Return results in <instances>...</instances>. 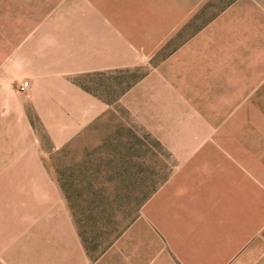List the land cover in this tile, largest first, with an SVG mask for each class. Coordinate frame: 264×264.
<instances>
[{"label": "crops", "instance_id": "obj_1", "mask_svg": "<svg viewBox=\"0 0 264 264\" xmlns=\"http://www.w3.org/2000/svg\"><path fill=\"white\" fill-rule=\"evenodd\" d=\"M213 1L158 19L156 37L129 28L130 0L65 1L24 32L0 28V264H264V0H235L184 35ZM172 41L124 103L173 169L90 256L41 134L72 142L112 105L77 79L147 66Z\"/></svg>", "mask_w": 264, "mask_h": 264}, {"label": "rangeland", "instance_id": "obj_2", "mask_svg": "<svg viewBox=\"0 0 264 264\" xmlns=\"http://www.w3.org/2000/svg\"><path fill=\"white\" fill-rule=\"evenodd\" d=\"M65 1L77 2L0 0V28L5 33H12L18 27L24 32L35 22L29 14L36 15L45 6ZM234 1L214 0L184 31V35L199 30ZM191 2L194 0H130L129 28L140 37L144 31L155 27L152 34L156 37L158 19L166 20L174 14L187 12ZM175 43L172 41L166 45L162 55L147 66L78 78L83 87L110 101V110L61 149H54L48 138L41 134L44 161L60 185L65 184L63 191L79 234L78 219L82 220L81 227L88 240L99 232L105 233V226L116 229L112 236L102 238L103 247L108 248L117 233L124 232L140 216L153 189H157L173 169L171 153L158 138L134 123L124 96L161 59L168 57ZM136 44L141 47L143 43ZM36 126L41 133L39 124ZM100 218L103 222L99 224Z\"/></svg>", "mask_w": 264, "mask_h": 264}, {"label": "trees", "instance_id": "obj_3", "mask_svg": "<svg viewBox=\"0 0 264 264\" xmlns=\"http://www.w3.org/2000/svg\"><path fill=\"white\" fill-rule=\"evenodd\" d=\"M61 187H62V189L65 191V184H61ZM157 189L156 188H154L153 189V191H152V193H154L155 191H156ZM81 221L82 220H80V219H78V225L80 226V236L82 237V239H83V242H84V244H85V247H86V249H87V251H88V253L91 255V256H93V257H95V256H98V255H101V254H103L104 252H105V250L107 249V247H103V244H101L102 242H103V240H102V238H105V237H110V236H112L113 234H115V232H117L116 231V229H113V230H110L107 226H105V228H106V231H105V233H103V231L102 232H99L98 234H96V235H93V237H92V239H87V238H89V237H87L86 236V232H85V230L83 231V227H81ZM99 224H100V222H103L102 221V219L100 218L98 221H97ZM96 224V223H95ZM103 224V223H102ZM87 226V225H86ZM103 226V225H102ZM122 232H118L117 233V237L121 234ZM103 234H105L104 236H102ZM117 237H115V238H117ZM114 238V239H115ZM112 242V241H111ZM110 244V243H109Z\"/></svg>", "mask_w": 264, "mask_h": 264}, {"label": "built area", "instance_id": "obj_4", "mask_svg": "<svg viewBox=\"0 0 264 264\" xmlns=\"http://www.w3.org/2000/svg\"><path fill=\"white\" fill-rule=\"evenodd\" d=\"M30 86V83L28 81L23 82V84L20 86V91L24 92L26 91Z\"/></svg>", "mask_w": 264, "mask_h": 264}]
</instances>
